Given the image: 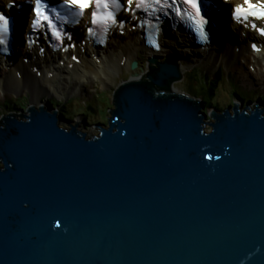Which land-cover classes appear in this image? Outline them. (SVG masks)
Wrapping results in <instances>:
<instances>
[{"label":"water","instance_id":"95a60500","mask_svg":"<svg viewBox=\"0 0 264 264\" xmlns=\"http://www.w3.org/2000/svg\"><path fill=\"white\" fill-rule=\"evenodd\" d=\"M151 63L97 135L42 105L0 118V264H264V110L208 121L170 91L177 59Z\"/></svg>","mask_w":264,"mask_h":264},{"label":"bare ground","instance_id":"6f19581e","mask_svg":"<svg viewBox=\"0 0 264 264\" xmlns=\"http://www.w3.org/2000/svg\"><path fill=\"white\" fill-rule=\"evenodd\" d=\"M180 5H183L182 1H178L176 6ZM22 9H24V5ZM21 15H23V13ZM222 16L224 15L222 14ZM221 32L222 30H220L219 33L221 34ZM246 32L248 36L252 35L250 31L246 30ZM225 42L228 44V49L226 47L227 51L225 53H222L223 50L217 52L212 51L211 45H204V48H197L189 44L190 47L196 50V52L191 50V58L184 56L185 62H182L184 60L180 54H173L175 55V59H177L179 70L182 73L184 72V67H190V65H195L194 63H196V65L204 67L205 69L203 70H206L210 67L209 69L213 71L214 67H218L219 62L221 61H225L227 66L235 68L236 70L242 69L239 68L237 61L239 56L240 58H244L245 52H247V55L245 56V61H243V64H246L247 70L245 71L249 77L250 71H253V69L257 70L264 68V65L261 66L262 60H264L263 54H255L248 46L245 47V41L242 38H240V42H238V39L226 40ZM162 43L163 47H161L157 52L151 51L145 47L142 41H138L137 36H135V32L132 31L127 32L123 39L113 35V38L110 39L102 48L94 49L92 47L84 46V53L77 49L74 54L79 57L78 62H70V60L66 61L65 59H62L63 55H60L58 59L62 60L63 63H66L62 64L64 66L59 64L55 54H47L44 58H39L37 56L33 57L32 53L31 60L28 65H25L22 61V57L26 55L21 56L20 60L18 58H13L12 56L10 59H7L5 62L0 64V95L1 93L5 92V89H25L29 91L31 95L30 102L33 106L29 107L36 109L35 105L41 103L39 106H46L50 108L51 111H56L57 113V109H52V106L54 105L49 101L46 102L45 105L42 104V100L39 98V95L42 96L51 94L54 90L59 93L68 92V94L82 95V89H80V87L90 84L94 79L98 80L102 87H106V84L110 83L111 76L118 75L123 69L127 70L133 62L137 63V68L138 66L142 67V57L147 60V67L149 68L153 64L151 63L152 58L156 57L159 59L160 56L164 55L171 49L170 41L163 40ZM235 44H237L236 46L239 47L238 53L233 51ZM22 46L23 45L17 46V52L23 51ZM31 66H35V68L41 72L39 77H37L35 73L31 71ZM134 70L135 72L131 73L128 81H139L142 79L145 73L143 67L140 70ZM16 72L20 74V77L16 75ZM260 76L261 77H258V75L255 74V76H251L250 78L253 79V81L261 80L262 83H264V79H262L264 77L261 74ZM213 80L208 79L205 81L210 82L213 86H216L218 79L213 78ZM84 92L85 94L83 95H89L86 90H84ZM235 97L237 98V102L241 105L244 103L246 104V97L240 95L237 92L235 93ZM199 98L200 97H196V100H199ZM89 101H91V98ZM215 106L217 105L215 104ZM79 113H83V111H80ZM85 116L86 115L84 113L83 116L80 117L81 119H84Z\"/></svg>","mask_w":264,"mask_h":264},{"label":"rangeland","instance_id":"374dc122","mask_svg":"<svg viewBox=\"0 0 264 264\" xmlns=\"http://www.w3.org/2000/svg\"><path fill=\"white\" fill-rule=\"evenodd\" d=\"M4 1L5 0H0V4H2ZM186 49H188V46H176V48L172 47L171 50L160 56L158 60L163 61L166 56H175L173 54H180L184 60L181 61L185 62L184 54L187 53ZM246 55L247 52L244 53V58H238L237 64L239 65V68H242L237 69L238 71L235 68L227 66L225 61L219 62V66L214 67L213 71L209 69V66V68H207L208 70H203L205 68L200 65H196V63H194L195 65H190V67H184V72H182L181 78L173 82L170 89L173 93L176 94H182L186 96L190 95L192 97H196V95H198L202 97L203 92L205 91L204 88H202L203 90L200 89V86H202L200 84H205V80H213L214 78L218 79V81L216 82V95L214 94L215 96L213 97V101L218 102V110L221 111L227 106L233 105V100L234 103L237 102L234 91L246 97V100L253 99L252 102L248 103L246 101V104H243L244 107L247 106V109H253L254 105L257 104L259 108H262L264 110V83H262L261 80L253 81V79L250 78L251 76H255V74H258V77H260L259 69H257L256 71H250V77L248 76L247 72L245 71L247 70L246 64H243ZM189 57L191 58L192 56ZM18 59L20 60V55L18 56ZM141 62V64L143 65L142 67L145 70V73L142 77L144 79L146 73L150 71V67H147V60H145V58L142 57ZM142 67L138 66V68L136 67V69L140 70ZM218 70H221L219 74H217ZM122 71L118 75L111 76L110 83L106 84V87H102L100 82L96 79L92 80L90 84L84 87H80V89H82V95L68 94V92L59 93L54 90L51 94L42 96L39 95V98L42 100V104L44 105L48 99H52V103L54 104V106H52V109H57L58 116L61 115L62 112L60 110L63 109V112L65 113L64 119L69 120L70 123L62 120V122H59V125L61 127L67 128L70 125H76L77 128L85 132L87 136L93 134L97 135L100 127L107 128L108 126L109 118L111 116V110L114 107L112 103V95L114 89L117 88L118 85V87H120L122 81L129 79L131 73L135 72V70H132L130 67H128L127 70L123 69ZM193 74H195V76L198 75V82L194 81ZM202 74H204L205 77ZM211 75L213 76V78ZM194 88H196V90H194ZM83 89L89 93L88 96L83 95L85 94ZM257 96L263 97L257 101ZM89 97L91 98V101H89ZM30 98V92L25 89H5V92L1 93L0 95V118L2 116L10 114L15 116H22L21 114H25L27 112V109L30 108L29 106H33L30 102ZM4 103L8 104L6 105ZM19 104L21 105V107H19ZM39 104L35 105L36 109L38 108ZM203 106V110L207 108L205 111L207 116L206 119L210 121L211 116L208 115H210V111L214 110H211V108L209 109L204 104ZM80 111H83L85 113L86 116L84 119H81L80 116L82 115L77 114Z\"/></svg>","mask_w":264,"mask_h":264},{"label":"snow or ice","instance_id":"6c2138e0","mask_svg":"<svg viewBox=\"0 0 264 264\" xmlns=\"http://www.w3.org/2000/svg\"><path fill=\"white\" fill-rule=\"evenodd\" d=\"M147 0H137L136 3V8H140L141 4L146 3ZM41 3V0H35V5L31 8V12L33 14V16L35 17L29 27L30 28H34L35 26H37L38 23H42V22H47L48 21V16L45 15V13L41 10V8L39 7ZM67 3L70 6H75L76 8L80 9V10H86L87 8H89L90 4H101V3H106V0H67ZM129 3V0H124V4L127 6ZM152 3L155 5H161V7H172L174 5L178 4V0H171V4L169 5L167 0H152ZM182 3L185 5H188L191 9H193L195 11V16L196 17H200L201 15V9H200V4H199V0H182ZM12 5V0H8V3L6 5V7H10ZM124 11H128V8L125 7ZM233 18L234 19H247L248 17H254L257 20H261L264 19V0H255V2H253V0H243V5H238L236 7L233 8ZM176 14L180 15L181 14V10L179 7L176 8ZM91 18L94 20L96 18V13L92 12L90 13ZM203 22V21H202ZM8 19L3 15L0 14V45L4 44L5 40L4 37L6 36L7 32H8ZM121 24L124 23V21H120ZM49 29H51V24H48ZM252 27L261 35L264 36V28H259L257 27L255 24L252 25ZM53 36H57L56 32H52L51 33ZM200 36L202 40H206L207 36L204 34L203 30L200 29ZM57 39H59V37L57 36ZM74 47V45H72ZM254 50L256 49V45H252ZM73 60H76V57L72 58ZM207 160H212L213 157L212 156H206L204 157ZM216 160H219L220 157L216 156L215 157ZM26 206V205H25ZM56 227L59 228L60 227V223L57 222Z\"/></svg>","mask_w":264,"mask_h":264},{"label":"trees","instance_id":"16d2710c","mask_svg":"<svg viewBox=\"0 0 264 264\" xmlns=\"http://www.w3.org/2000/svg\"><path fill=\"white\" fill-rule=\"evenodd\" d=\"M218 74V73H217ZM194 75V77H193V79H194V81L195 82H198V79H197V76H195V74H193ZM212 80V79H211ZM200 85H202V86H200V89L201 90H203L202 88H204V91L205 92H203V96L201 97V96H198V95H196V97H200L199 98V100L205 105V106H207L209 109L211 108V109H216V111L219 109L218 108V102L217 101H213V97L216 95V93H215V91H216V88H217V86H213V85H211V83L210 82H205V84H203V83H201ZM194 90H196V88H194ZM215 94V95H214ZM196 99V98H195ZM48 101L51 103V104H53L52 103V99H48ZM247 101V100H246ZM249 101V100H248ZM215 104L217 105V106H215ZM54 105V104H53ZM19 107H21V105L19 104ZM206 109L207 108H205L204 110H203V112L205 113V111H206ZM62 113H61V116L62 117H64L65 116V113L63 112V109L62 110H60ZM77 114H81L82 116H83V114H84V112L83 113H77ZM65 118V117H64Z\"/></svg>","mask_w":264,"mask_h":264}]
</instances>
